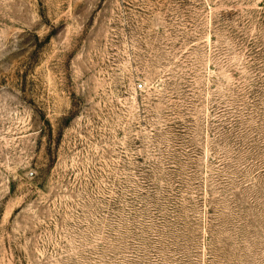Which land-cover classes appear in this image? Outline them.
Masks as SVG:
<instances>
[{
	"label": "rangeland",
	"instance_id": "obj_1",
	"mask_svg": "<svg viewBox=\"0 0 264 264\" xmlns=\"http://www.w3.org/2000/svg\"><path fill=\"white\" fill-rule=\"evenodd\" d=\"M0 264H264V0H0Z\"/></svg>",
	"mask_w": 264,
	"mask_h": 264
}]
</instances>
